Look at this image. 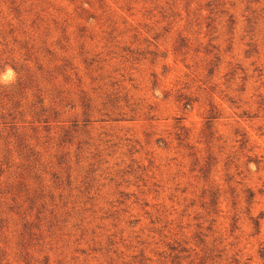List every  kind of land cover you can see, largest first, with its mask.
<instances>
[{
    "label": "rangeland",
    "instance_id": "1",
    "mask_svg": "<svg viewBox=\"0 0 264 264\" xmlns=\"http://www.w3.org/2000/svg\"><path fill=\"white\" fill-rule=\"evenodd\" d=\"M0 264H264V0H0Z\"/></svg>",
    "mask_w": 264,
    "mask_h": 264
},
{
    "label": "clouds",
    "instance_id": "2",
    "mask_svg": "<svg viewBox=\"0 0 264 264\" xmlns=\"http://www.w3.org/2000/svg\"><path fill=\"white\" fill-rule=\"evenodd\" d=\"M15 74L14 72L9 68L7 73L0 75V84H9L10 82L14 81Z\"/></svg>",
    "mask_w": 264,
    "mask_h": 264
}]
</instances>
